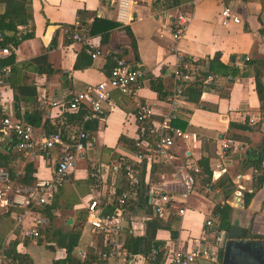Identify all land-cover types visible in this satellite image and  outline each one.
<instances>
[{"label": "crops", "instance_id": "obj_1", "mask_svg": "<svg viewBox=\"0 0 264 264\" xmlns=\"http://www.w3.org/2000/svg\"><path fill=\"white\" fill-rule=\"evenodd\" d=\"M170 4L171 0H132L130 21L122 24L115 19L111 0H30L31 22L18 26V30L22 33L31 30L32 37L22 40L13 49L10 77L3 90L5 111L11 117L23 121L32 115L35 121L30 125L36 134L53 130L51 124L55 119L47 116V109L39 107L37 98L43 93H72L104 80L114 56L137 66L143 72V81L133 96L110 92L101 120L85 123L92 145L83 159L77 161L68 182L57 188L52 204L34 207L20 224L16 222L20 207L0 205V251L7 254V264H167L168 254L174 247L191 249L202 244L218 247L223 241L218 248L222 257L227 235L220 231V239L216 240L215 229H208L204 224L206 219H211L216 226L217 219L212 213L216 205L229 207L230 227L245 230V238L264 241V160L256 171L262 178L256 190H253L255 180L251 179L254 168L250 165L259 147L264 146V114L259 109L254 89L255 67L248 64L256 61L264 84V0H178L175 5ZM223 6L230 8L238 23H220L219 11ZM79 10L87 25L94 17L100 24L92 34L75 41L71 34ZM177 13H185L188 21L182 36L173 41L172 21ZM106 29L107 39L100 42L101 33ZM82 47L89 54L94 50L100 53L91 59L90 66L73 69ZM41 54L45 56L44 64L30 62ZM215 55L216 63L212 61ZM179 56L196 61L193 62L198 67L196 74L212 61L210 72L203 80L198 105L184 96L172 114V125L190 137L174 141L170 162L139 164V189L132 191V198L124 206L119 239L124 243L128 235L142 237L145 234L146 223L155 217L149 201L153 190L173 195L172 209L159 219L170 221L173 216L175 220L169 229L163 227L154 231V247L160 252L154 263L146 252L132 254L124 247L123 257L108 255L101 259L98 253L108 248L102 237L92 233L85 222L84 204L89 198L95 199L104 212L110 213L114 208L110 202L111 190L128 191L121 172L113 174L108 166L119 156L129 157L132 146L129 141L167 113L166 98L175 84L172 72ZM219 65L225 66L227 72ZM138 104H146L151 109L144 124L134 121ZM69 116L68 123L77 118L75 114ZM223 137H230L235 143L221 154L218 145ZM55 154L54 151L43 153L29 161L0 143V169L7 171L12 188L27 186L21 180L26 163L32 164L33 182L47 178L51 175V160ZM204 160L211 170V187L202 186L200 181L199 167ZM192 167H197L199 173H193ZM184 173L193 180L185 198L181 196ZM228 181L231 188L227 186ZM249 193L252 196L244 206V195ZM179 208L183 209L181 215L177 214ZM35 218H43L45 223L37 225ZM27 228H35L38 237H23ZM171 230L174 231L172 238ZM73 231L78 236L76 240L73 238L75 244L67 252L68 234ZM221 257L217 255L215 264H220ZM248 262L259 264L255 259Z\"/></svg>", "mask_w": 264, "mask_h": 264}, {"label": "built area", "instance_id": "obj_2", "mask_svg": "<svg viewBox=\"0 0 264 264\" xmlns=\"http://www.w3.org/2000/svg\"><path fill=\"white\" fill-rule=\"evenodd\" d=\"M106 1V0H104ZM115 6V19L119 23L126 24L130 21L129 10L132 0H111ZM220 23H238V18L232 14L228 6H223L219 11ZM188 16L185 13H177L173 18V29L171 38L177 41L183 34ZM88 34L85 25L75 22L71 38L75 41L83 40ZM0 33V143H5L29 161L35 157L51 151L56 152L52 158L51 175L47 178H37L33 184L12 188L8 173L0 169V205L17 206L21 212L16 216V222L21 223L22 218L31 209L49 204L57 191V188L68 182L69 174L75 167L78 160L83 159L85 153L92 145V138L84 125L87 121L101 120L104 104L108 102L110 92L117 91L125 96H133L142 85L143 72L137 67L128 64L123 58L113 57L114 65L109 70L106 78L94 84H87L84 88L69 93L62 91L60 94H41L37 100L39 107L48 110V117L54 118L53 130L44 134H36L29 123L11 117L6 111L3 101V90L8 84L10 77V66L4 61L9 56L10 51L7 46L1 44ZM99 50L90 53V58L94 59L99 55ZM197 64L193 60L184 61L179 56L177 64L172 72L175 84L172 91L166 98L168 111L157 123H150L142 129L140 135L133 139L131 154L119 156L108 166L111 173L121 172L132 184H136L139 175V164L141 162H158L164 160L170 162L173 158L171 147L176 139L187 140L190 135L173 126L170 122L172 114L178 109L184 98L183 83L196 75ZM68 96V98H67ZM55 110L54 113L51 110ZM81 111L82 114L76 120L67 122L69 114ZM151 114V109L146 104H138L134 113V121L138 124L147 122ZM234 140L230 137L219 139V150L223 154L234 145ZM192 172L197 173L198 168L192 167ZM258 173L253 170L252 180H256ZM239 177V176H238ZM183 198L190 191L193 180L189 174L182 175ZM134 190L121 192L115 198L112 212L106 213L95 199L89 198L85 204V222L90 231L102 237L103 244L108 251L99 252L101 259L108 255L123 257L126 253L119 235L124 223L123 210L126 202L132 198ZM114 192L111 190L110 196ZM173 195L166 192L153 190L150 193L149 201L156 218H164L173 207ZM238 200V198H237ZM111 202V201H110ZM184 202V200H183ZM112 203V202H111ZM183 209L179 208L177 214L181 215ZM35 224H44L45 219L35 218ZM208 229H214L213 221H204ZM219 234V233H218ZM23 237L36 239L38 232L35 228H27L23 231ZM216 240L220 236L214 235ZM157 248H151L147 253L148 259L154 263L156 261ZM217 248L211 245L202 244L191 249H181L174 247L168 254L167 264H215L217 261ZM84 257V254L81 255ZM8 256L0 251V264H7Z\"/></svg>", "mask_w": 264, "mask_h": 264}, {"label": "trees", "instance_id": "obj_3", "mask_svg": "<svg viewBox=\"0 0 264 264\" xmlns=\"http://www.w3.org/2000/svg\"><path fill=\"white\" fill-rule=\"evenodd\" d=\"M176 3H178V0H171V4L170 5H175ZM77 14V21L78 23L87 26L88 28V33L92 34L94 32V28L100 24V20H98L97 18H93L92 22L90 23V25H87L86 21L83 19L82 17V10H79L76 12ZM32 16H31V6H30V0H0V33L2 36V40H1V44L4 46H7L10 54L9 56L6 58V60L4 61L5 63H7L9 66L12 65L13 62V49L24 39L30 38L32 37V32L31 30L26 31V32H19L18 30V26H26L31 22ZM108 29L104 30L101 33L100 36V42H105V40L107 39V35H108ZM130 39H131V47H133V54L135 55V45L132 39V36L130 35ZM182 60L187 61L190 60V58L188 57H181ZM113 59V57H112ZM109 60L111 61V57H109ZM214 63H216V55L215 58H213L212 60ZM212 61H208L209 66H207L205 68L204 71L199 72L198 74L194 75L190 80L186 81L183 83V94L185 96V98L188 101H191L195 104L198 105V101H199V96L201 94L202 91V84H203V80L207 77V75L210 72V68L212 67ZM30 62H39V63H45V56L44 54H41L33 59L30 60ZM29 62V63H30ZM196 62V61H193ZM256 61H249L248 64L250 66H254V72H253V80H254V89H255V93L257 96V100L259 103V109L262 112V114H264V84L261 82V78H260V74H261V69L257 67V65L255 64ZM91 64V58H90V54L86 52V48L82 47L76 57H75V61L73 64V69H83L86 68L88 66H90ZM204 64V63H203ZM114 65V60L112 63V66ZM109 68V70L111 69V67ZM223 70H225V72H227V68L225 66H221L219 65ZM257 67V68H256ZM108 70V72H109ZM82 112L78 111L77 113H75L76 117L79 118L81 116ZM71 115V114H69ZM68 115V116H69ZM33 116L32 115H28L26 116V118L23 120V122L25 123H29L31 125H33L34 123V119L32 120ZM70 117V116H69ZM172 124V120L170 122ZM119 139L121 140L122 137H119ZM133 141L131 140L129 141V143L131 145H133ZM2 146H4L7 150L11 151V146L5 143H1ZM15 153L17 155L20 156V153L15 151ZM264 146H260L259 149L257 150V153L255 154L254 157H252L251 161H250V165L254 168L255 171H258L257 169H259L261 162L264 160ZM142 167V166H141ZM199 171L201 172V183L202 186L208 185L209 187H211V183L209 181L210 176H211V170L210 168H208V165L206 163V160H204L203 162H201L200 167H199ZM199 171L197 173H199ZM31 173H32V164L31 163H26V165L24 166V172H23V176L21 178L22 182L25 185H30L33 184V180L31 178ZM121 177L126 181V188L130 191V190H135V189H139V187L137 186L138 181L136 182V184H132L130 182V180L128 178H126L122 173H121ZM140 180L141 176H137ZM261 181L262 178L257 176L254 184H253V190H256L260 185H261ZM227 186L231 188V184L228 181L227 182ZM138 189L136 191H138ZM121 191V190H120ZM114 192L113 196H111L110 201L112 202V207H114V202H115V198L117 196H119L121 194V192ZM252 196V193L249 194H245L244 195V206L248 203L250 197ZM138 197L140 198V194L138 193ZM53 201V199H52ZM52 201L49 203L52 204ZM48 205V204H46ZM44 205V206H46ZM228 211H229V207L226 205L223 206H219L216 205L213 209V215L216 217L217 219V224L216 226L214 225V229H215V233L216 235H218V233L220 231H224V233L226 234L229 230L230 224L228 222ZM151 220H149L146 223V229H145V234L142 237H137V236H132V235H128L126 237V240L123 243V247L126 249V251H128L129 253H139L141 252H146L148 253L150 251L151 248H156L154 246H156L155 242L153 241V237H154V231L157 228H166L169 229V225L171 222H173L175 220V218L172 216L170 221H164L161 222L162 220H160L159 218H155L152 217L150 218ZM69 235L70 238V243L66 244L65 249L67 250V252L69 250L72 249L73 245L75 244V240L78 236L77 232H72ZM174 236V231L171 230L170 232V237L172 238ZM73 238H75V240H73ZM142 244V245H141ZM141 245V246H140ZM217 253H218V257H221V250L218 251L217 249ZM159 255L160 252L159 250L157 251L156 254V261L157 259H159Z\"/></svg>", "mask_w": 264, "mask_h": 264}, {"label": "water", "instance_id": "obj_4", "mask_svg": "<svg viewBox=\"0 0 264 264\" xmlns=\"http://www.w3.org/2000/svg\"><path fill=\"white\" fill-rule=\"evenodd\" d=\"M226 235L220 264H252L248 262L250 259L264 264V241L262 239L245 238V230L237 227H230Z\"/></svg>", "mask_w": 264, "mask_h": 264}, {"label": "rangeland", "instance_id": "obj_5", "mask_svg": "<svg viewBox=\"0 0 264 264\" xmlns=\"http://www.w3.org/2000/svg\"><path fill=\"white\" fill-rule=\"evenodd\" d=\"M220 239V238H219ZM217 243V242H216ZM222 244H223V241L221 242V244L218 246V247H215V248H220V247H222Z\"/></svg>", "mask_w": 264, "mask_h": 264}]
</instances>
